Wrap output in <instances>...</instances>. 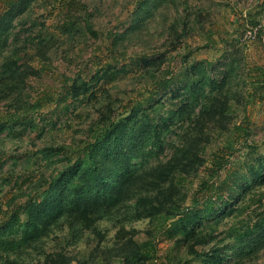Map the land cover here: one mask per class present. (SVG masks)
<instances>
[{"label": "rangeland", "instance_id": "1", "mask_svg": "<svg viewBox=\"0 0 264 264\" xmlns=\"http://www.w3.org/2000/svg\"><path fill=\"white\" fill-rule=\"evenodd\" d=\"M263 10L0 0V264H264Z\"/></svg>", "mask_w": 264, "mask_h": 264}, {"label": "trees", "instance_id": "2", "mask_svg": "<svg viewBox=\"0 0 264 264\" xmlns=\"http://www.w3.org/2000/svg\"><path fill=\"white\" fill-rule=\"evenodd\" d=\"M160 83H161V81L159 80L158 84H160ZM150 99H152V97L151 98H145V100H141L140 103H138L139 107L148 108L149 105H150V103H149ZM22 115L23 114H21L20 112H14V114L11 115V120L10 121L17 122L21 118ZM236 129L238 131H242L244 134H247V132H248L247 128L242 123L237 124L236 125ZM106 135L110 136L111 134L109 132H107ZM119 140H120V136L116 135L113 138V140H112L113 145H116L117 141H119ZM226 182H227V180H223L221 184H218V185L215 186V188H214L215 198L213 197L212 198L213 200L211 201V203H209V205L204 208V214L205 215H210L212 213H214V214L217 213L218 210L220 209V207L222 205H225L226 203H228L230 201V199L233 197L232 191L235 188V186L237 185V183L234 182V184L230 185V184H226ZM224 186H226L225 194L222 193V189H223ZM224 195H225V197H224ZM215 201H218V203L215 204ZM174 221L175 222L173 223V225L179 222V220H177V221L174 220ZM171 230L172 229H169V231H171ZM185 232H186V230L184 229L181 233H185Z\"/></svg>", "mask_w": 264, "mask_h": 264}, {"label": "crops", "instance_id": "3", "mask_svg": "<svg viewBox=\"0 0 264 264\" xmlns=\"http://www.w3.org/2000/svg\"><path fill=\"white\" fill-rule=\"evenodd\" d=\"M262 14H263L262 17H263V22H264V10H263ZM253 48H255L256 51H257V49H259V50L261 49L260 51H264L263 50L264 49V26L261 29V31L258 33L255 40H253Z\"/></svg>", "mask_w": 264, "mask_h": 264}, {"label": "built area", "instance_id": "4", "mask_svg": "<svg viewBox=\"0 0 264 264\" xmlns=\"http://www.w3.org/2000/svg\"><path fill=\"white\" fill-rule=\"evenodd\" d=\"M257 31H258L257 28H253V29L247 31L245 37H246L249 41H253V40H255V38H256V36H257Z\"/></svg>", "mask_w": 264, "mask_h": 264}]
</instances>
